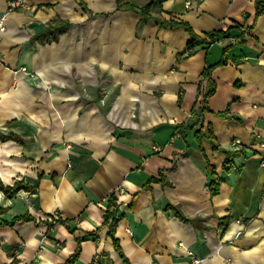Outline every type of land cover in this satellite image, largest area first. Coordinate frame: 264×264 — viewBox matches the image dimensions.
I'll return each instance as SVG.
<instances>
[{
	"label": "crops",
	"instance_id": "crops-1",
	"mask_svg": "<svg viewBox=\"0 0 264 264\" xmlns=\"http://www.w3.org/2000/svg\"><path fill=\"white\" fill-rule=\"evenodd\" d=\"M255 2L26 0L28 9L8 11L0 0V134L26 139L0 137V181L36 188L0 190L1 221L36 219L0 228V264H64L79 242L75 264H127L104 227L112 194L129 264H264V14ZM149 3L150 17L126 9ZM161 20L230 37L187 56L190 34ZM240 35L212 70L216 92L199 117L203 72ZM59 218L71 229L46 224Z\"/></svg>",
	"mask_w": 264,
	"mask_h": 264
},
{
	"label": "trees",
	"instance_id": "trees-1",
	"mask_svg": "<svg viewBox=\"0 0 264 264\" xmlns=\"http://www.w3.org/2000/svg\"><path fill=\"white\" fill-rule=\"evenodd\" d=\"M153 3H149L148 5H146L145 7L141 8V9H137L134 5H127L126 9L139 13L140 15L144 16V17H150V9L152 7ZM256 5V15L257 17L261 16L264 14V0H256L255 2ZM160 24L162 27H182L184 28L191 36V41L188 44V53L187 56H191L193 55L197 48L200 46H204V45H212L215 44L216 42H218L219 40H223L228 38L229 39V34L228 31H211L205 34V37H201L198 34H196L192 27L185 22H174V21H164L161 20ZM58 23H54V26H50L48 29V32L55 34L56 33V27H57ZM68 29V25H66V30ZM64 30V28H61L60 30H58V32H62ZM242 34H244L242 32ZM237 39V38H236ZM244 42V38L243 36H239L236 42H233L230 40V44L223 50V57L222 59L214 65H210L208 66L204 72H203V78L204 80L207 81V88L205 90V92L202 95V106L199 112V117H201L205 112L210 111L209 105H208V99L214 95V93L216 92V83L213 81L212 77H211V73L212 70L218 66V65H225L227 60H226V54L233 48L234 45L237 44H242ZM222 117H228L226 113H221L220 114ZM234 119H237L234 117ZM0 137L2 140H14L20 144H23L26 142V139L22 138L20 135L16 134V133H9L7 135L4 134H0ZM196 137H198V140H202L203 138V134H202V130L199 129L196 132ZM209 141L211 142L213 149L215 151H222L224 152V154L226 155V163H225V168L229 169L232 168L234 166V159H233V153L227 150H224L222 148H220L216 143H215V138H214V134L212 129H209V137H208ZM208 172L211 176V182H210V192L212 195H216L218 194L219 191V187H220V180L217 177V175L215 174V169L213 166L208 165ZM155 178H152L150 180V182L155 181ZM0 190L6 195V196H10L11 194H13L14 192H20L22 190L25 191H34L36 190L35 187H33L32 185L26 183L24 180L21 181H17L15 182L14 185H4L1 181H0ZM170 209L173 210L174 214L182 221L185 223H190L191 220L186 218L182 212L175 206H170ZM7 212L6 209L0 208V217L5 214ZM121 214L118 210V204H117V197L115 194H112L109 198H108V206L107 209L105 211L104 214V227H108L109 231H108V236L111 237V239L113 240L114 243V247L116 249V251L119 253V255L121 256V258L127 263L128 259L125 257L121 245H120V241L119 239L116 237V225L118 220L121 218ZM36 221V219L30 215V214H23V215H19L14 217L11 221H1L0 220V228L4 227V226H15L18 223H22V222H33ZM47 225H54V224H64L66 225L69 229H71L70 227V222L68 220H63L62 218H59L58 220H54L52 223L51 222H47ZM94 233H85V237H89V236H93ZM81 242H79V247L78 249L75 251V253L69 258L67 259V261L64 264H75L76 261L78 260L80 254H81Z\"/></svg>",
	"mask_w": 264,
	"mask_h": 264
},
{
	"label": "built area",
	"instance_id": "built-area-1",
	"mask_svg": "<svg viewBox=\"0 0 264 264\" xmlns=\"http://www.w3.org/2000/svg\"><path fill=\"white\" fill-rule=\"evenodd\" d=\"M187 6L191 7V2H187ZM19 9H28L26 0H8V11H15ZM6 31V22L5 17H0V39ZM233 42H236L237 39H232ZM264 166V163H263Z\"/></svg>",
	"mask_w": 264,
	"mask_h": 264
}]
</instances>
